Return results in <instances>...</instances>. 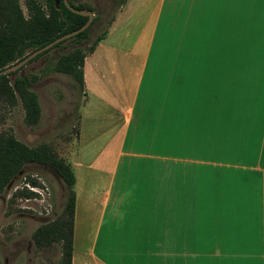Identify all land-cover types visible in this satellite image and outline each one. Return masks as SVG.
<instances>
[{"label": "crops", "instance_id": "0c3cea01", "mask_svg": "<svg viewBox=\"0 0 264 264\" xmlns=\"http://www.w3.org/2000/svg\"><path fill=\"white\" fill-rule=\"evenodd\" d=\"M97 1L109 5L104 20L91 7L105 36L131 1ZM134 2L139 51L109 80L119 97L103 112L98 153L111 163L85 165L94 174L84 191L80 162L68 160L70 264H264V0ZM86 113L69 157L82 130L91 140ZM77 234L87 235L81 256Z\"/></svg>", "mask_w": 264, "mask_h": 264}, {"label": "rangeland", "instance_id": "374dc122", "mask_svg": "<svg viewBox=\"0 0 264 264\" xmlns=\"http://www.w3.org/2000/svg\"><path fill=\"white\" fill-rule=\"evenodd\" d=\"M104 1L101 0V3ZM130 1L131 6L128 8L124 6L121 10L114 11L105 36L92 52L87 53V65L84 67L85 87L90 88L91 93L87 97L89 102L83 109L80 89L75 81L65 73L53 71L51 65L58 52L76 44L87 45L91 42L105 26L104 22H99V25L95 18L88 24L85 40L74 43L66 38L37 58L8 72L10 79L21 75L33 77L29 87L36 92L40 107V115L35 124L28 125L24 122L23 109L18 99L13 101L0 98V132L11 133L27 145L47 143L59 157L79 161L77 167L80 172L77 170L75 173L83 176L79 180L84 191L87 189V179L93 180L90 175L94 174L85 165L89 161L109 165L112 159L109 152L98 153V147L103 148L101 146L105 145V124L109 120L107 115L103 116L104 109L108 106L107 103L119 97V85L111 84L109 80L119 77L126 53L139 51L135 44L138 11L135 10L134 0ZM18 2L25 14L24 0ZM74 2L92 7L104 20L105 7L103 9L98 1ZM130 7L134 11L128 13L126 10ZM106 9H109V5ZM85 109L87 117H83L80 124L83 129L88 125L91 140L86 139L89 133L82 130L78 139L80 150L69 157L77 129V111ZM84 152L87 154L81 155ZM73 169L75 171L76 168ZM72 186L75 189V184ZM67 192L65 182L46 165L35 162L22 165L0 192V264H61L63 255L60 243L54 241L38 245L32 239V233L39 224L61 216ZM74 237V256H81L77 250L85 245L87 235L77 234Z\"/></svg>", "mask_w": 264, "mask_h": 264}, {"label": "trees", "instance_id": "16d2710c", "mask_svg": "<svg viewBox=\"0 0 264 264\" xmlns=\"http://www.w3.org/2000/svg\"><path fill=\"white\" fill-rule=\"evenodd\" d=\"M68 2L74 7L92 9L74 0ZM24 6L25 14L18 0H0V68L13 63L28 51L54 37L78 27L86 19V15L68 9L62 0H24ZM87 28L88 26L67 38L74 43H79L81 39L85 40ZM103 34L104 31L98 33L87 45L76 44L58 52L52 61V70L69 75L81 90L84 56L94 48ZM63 40L52 46L59 45ZM47 49L27 61L37 58ZM32 80L33 77L27 75L14 76L10 79L8 72L0 74V98L13 101L18 99L23 109V120L28 125L35 124L40 115L37 94L29 87ZM26 162L46 165L61 177L68 187L61 216L39 224L32 233V239L38 245L59 242L63 255L61 264H70L74 211L72 185L75 180L71 165L68 160L59 157L47 143L27 145L11 133L0 132V192Z\"/></svg>", "mask_w": 264, "mask_h": 264}, {"label": "water", "instance_id": "95a60500", "mask_svg": "<svg viewBox=\"0 0 264 264\" xmlns=\"http://www.w3.org/2000/svg\"><path fill=\"white\" fill-rule=\"evenodd\" d=\"M62 1H63L64 5L68 9H70L71 11H73L75 13L82 14V15H86L85 21L81 25H79L78 27H76L72 30H69L67 32H64V33L54 37L50 41L44 43L43 45L28 51L25 55H23L21 58L17 59L13 63H10V64L0 68V74L1 73H7V72H10V71L16 69L17 67H19L20 65L25 63L28 59H30L31 57H33L37 53L51 47L53 44H55L56 42H58L62 39H65L71 35H74L75 33L79 32L80 30H82L88 26V24L90 23V21L93 17V13H92L91 9L74 7L68 2V0H62Z\"/></svg>", "mask_w": 264, "mask_h": 264}]
</instances>
